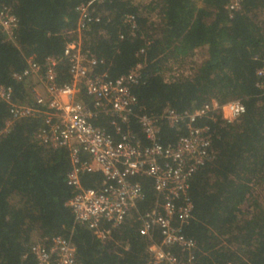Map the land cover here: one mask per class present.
I'll use <instances>...</instances> for the list:
<instances>
[{
	"label": "trees",
	"instance_id": "1",
	"mask_svg": "<svg viewBox=\"0 0 264 264\" xmlns=\"http://www.w3.org/2000/svg\"><path fill=\"white\" fill-rule=\"evenodd\" d=\"M89 1L0 0V8L17 19L14 42L0 31V85L10 87L19 102L26 100V84L12 76L24 71L30 57L36 62L62 57L76 27V8ZM92 8L100 20L84 34V50L102 61L96 72L111 79L144 65L132 92L145 112L158 115L166 107L192 112L212 100L244 104L245 114L233 124L219 116L209 123L216 133L214 158L189 182L193 218L183 233L196 243L197 264H264V97L255 76L264 60V0H243L235 11L228 9V0H161L146 6L104 0ZM127 14L136 18L133 34L123 24ZM197 51L202 62L191 74L164 79L167 62ZM57 73L60 85L69 82L65 63ZM8 118L0 100V133ZM106 122L101 118L95 124L112 133ZM40 126L39 119H22L0 134V264H36L31 246L56 236L71 240L77 264H145L148 241L140 236L134 214L104 242L75 224L66 205L73 195L67 185L68 151L35 142ZM131 127L142 137L134 121ZM183 133L163 126L161 143L171 144ZM101 180L99 173L86 174L82 186L98 188ZM140 180L142 213L153 207L156 194L151 180Z\"/></svg>",
	"mask_w": 264,
	"mask_h": 264
},
{
	"label": "built area",
	"instance_id": "2",
	"mask_svg": "<svg viewBox=\"0 0 264 264\" xmlns=\"http://www.w3.org/2000/svg\"><path fill=\"white\" fill-rule=\"evenodd\" d=\"M90 0L76 8V27L69 33L60 58L47 57L42 62L26 60V68L12 77L26 84V100L19 102L10 87L0 85V100L8 107L9 118L2 134L16 121L39 119L41 126L33 135L39 145L68 151L70 170L67 185L73 190L66 202L75 224L86 228L101 241L134 214L140 224L139 234L148 241L145 264H197L193 251L196 243L183 229L193 218L189 182L193 175L214 158L212 144L215 130L209 123L220 120L233 124L245 114L240 100L219 104L212 100L192 112L180 113L166 107L160 114L147 113L138 104L132 89L140 85L142 63L111 79L106 72H96L102 61L84 50V34L99 22ZM243 0H228L235 11ZM123 24L132 34L138 29L136 18L125 15ZM17 19L7 8H0V31L14 42ZM145 46L150 43L144 39ZM145 53L142 48L139 55ZM65 63L69 82L58 83L57 68ZM256 88L264 97V60L255 72ZM106 119L112 133L95 124ZM132 121L142 137L132 130ZM163 126L183 130L175 142L163 145ZM0 133V134H1ZM99 173L98 188H84L82 177ZM152 182L156 200L153 207L139 212L144 200L140 179ZM36 264H77L76 248L70 239L56 236L30 248Z\"/></svg>",
	"mask_w": 264,
	"mask_h": 264
},
{
	"label": "rangeland",
	"instance_id": "3",
	"mask_svg": "<svg viewBox=\"0 0 264 264\" xmlns=\"http://www.w3.org/2000/svg\"><path fill=\"white\" fill-rule=\"evenodd\" d=\"M137 4H142L146 6L147 4L154 2L157 4L161 0H132ZM153 19L156 18L154 14H152ZM202 62L201 51H197L195 55L191 58H187L186 60H182L180 62H175L174 60H170L167 62V66L170 67L168 70H165L163 77L165 80H170L171 77L174 79L182 78L188 76L195 70L197 65ZM167 67V68H168Z\"/></svg>",
	"mask_w": 264,
	"mask_h": 264
},
{
	"label": "crops",
	"instance_id": "4",
	"mask_svg": "<svg viewBox=\"0 0 264 264\" xmlns=\"http://www.w3.org/2000/svg\"><path fill=\"white\" fill-rule=\"evenodd\" d=\"M134 3H136V2H134Z\"/></svg>",
	"mask_w": 264,
	"mask_h": 264
}]
</instances>
